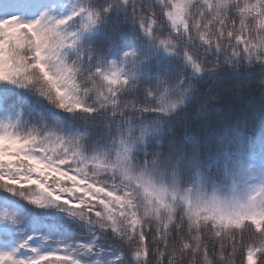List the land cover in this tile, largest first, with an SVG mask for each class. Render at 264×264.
I'll return each mask as SVG.
<instances>
[{
	"label": "snow or ice",
	"instance_id": "1",
	"mask_svg": "<svg viewBox=\"0 0 264 264\" xmlns=\"http://www.w3.org/2000/svg\"><path fill=\"white\" fill-rule=\"evenodd\" d=\"M0 264H264V0H0Z\"/></svg>",
	"mask_w": 264,
	"mask_h": 264
}]
</instances>
